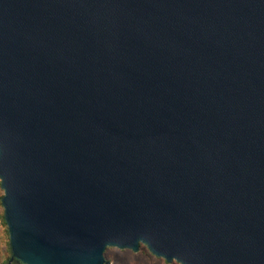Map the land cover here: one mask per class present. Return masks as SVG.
Segmentation results:
<instances>
[{
    "label": "water",
    "instance_id": "1",
    "mask_svg": "<svg viewBox=\"0 0 264 264\" xmlns=\"http://www.w3.org/2000/svg\"><path fill=\"white\" fill-rule=\"evenodd\" d=\"M9 264H264V0H0Z\"/></svg>",
    "mask_w": 264,
    "mask_h": 264
},
{
    "label": "rangeland",
    "instance_id": "2",
    "mask_svg": "<svg viewBox=\"0 0 264 264\" xmlns=\"http://www.w3.org/2000/svg\"><path fill=\"white\" fill-rule=\"evenodd\" d=\"M1 195L2 192L0 190V197ZM1 217L2 209L0 206V264H2L9 256L6 228L1 222ZM104 258L109 264H177L175 262L166 263L162 259L152 256L141 245L138 247L136 253H132L129 250L107 248L104 252Z\"/></svg>",
    "mask_w": 264,
    "mask_h": 264
},
{
    "label": "flooded vegetation",
    "instance_id": "3",
    "mask_svg": "<svg viewBox=\"0 0 264 264\" xmlns=\"http://www.w3.org/2000/svg\"><path fill=\"white\" fill-rule=\"evenodd\" d=\"M4 264H7V263L5 262ZM9 264H18V263H16L15 261H11Z\"/></svg>",
    "mask_w": 264,
    "mask_h": 264
},
{
    "label": "trees",
    "instance_id": "4",
    "mask_svg": "<svg viewBox=\"0 0 264 264\" xmlns=\"http://www.w3.org/2000/svg\"><path fill=\"white\" fill-rule=\"evenodd\" d=\"M1 222H2V224L4 225V223H3V221H2V217H1ZM7 259H8V258H6L5 261H4L2 264H4V263L6 262Z\"/></svg>",
    "mask_w": 264,
    "mask_h": 264
}]
</instances>
